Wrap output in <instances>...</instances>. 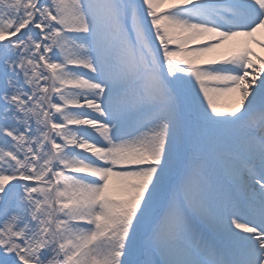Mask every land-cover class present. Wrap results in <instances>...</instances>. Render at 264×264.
Returning a JSON list of instances; mask_svg holds the SVG:
<instances>
[{
    "label": "snow or ice",
    "instance_id": "snow-or-ice-1",
    "mask_svg": "<svg viewBox=\"0 0 264 264\" xmlns=\"http://www.w3.org/2000/svg\"><path fill=\"white\" fill-rule=\"evenodd\" d=\"M0 264H264V0H0Z\"/></svg>",
    "mask_w": 264,
    "mask_h": 264
},
{
    "label": "bare ground",
    "instance_id": "bare-ground-1",
    "mask_svg": "<svg viewBox=\"0 0 264 264\" xmlns=\"http://www.w3.org/2000/svg\"><path fill=\"white\" fill-rule=\"evenodd\" d=\"M253 47H256V46H255V45H253ZM256 50H257V51H260V49H258V48H257Z\"/></svg>",
    "mask_w": 264,
    "mask_h": 264
}]
</instances>
